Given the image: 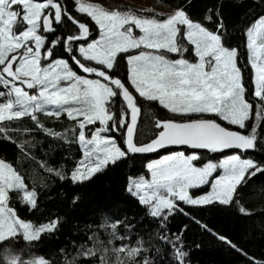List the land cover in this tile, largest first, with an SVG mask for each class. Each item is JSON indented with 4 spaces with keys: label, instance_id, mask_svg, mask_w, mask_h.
<instances>
[{
    "label": "snow or ice",
    "instance_id": "obj_1",
    "mask_svg": "<svg viewBox=\"0 0 264 264\" xmlns=\"http://www.w3.org/2000/svg\"><path fill=\"white\" fill-rule=\"evenodd\" d=\"M74 10L94 22L97 38L90 39L88 24L73 17L63 0H0V139L17 143L9 132L32 131L12 123L24 118L45 135L67 139V133L45 129L38 114L57 119L65 116L74 122L69 131L84 155L70 174L74 184L90 180L128 156L171 146L213 154L239 150L202 166L194 163L201 159L199 152H175L147 163L150 180L129 178L126 191L138 198L146 216L164 230L156 238L170 250L171 264H185L183 230L170 237L167 228L170 216L184 212L180 204L235 206L238 213L248 215L239 199L234 201V194L242 182L247 186L246 177L250 180L264 173V165L243 155L257 149V121H264V15L241 32L242 44L233 47L218 13L216 30L212 31L193 21L183 8L167 15L146 16L131 9L109 10L88 0H74ZM212 19L206 14V21ZM66 21L75 25V31L48 41L46 34L56 32L57 25L66 27ZM57 46L88 75L78 74L67 60L55 58L53 49ZM240 47L254 70L251 102L246 99L243 68L248 65L240 64ZM185 53L193 54L197 62L184 58ZM170 54L178 58L172 59ZM121 62L127 68L124 80L112 71L119 69ZM138 98L155 102L171 114L167 120L154 121L152 138L145 143L137 136L142 112ZM257 101L260 107L254 111ZM97 123L100 127L87 138L85 129ZM246 128L247 133L239 131ZM113 132L123 134V148L114 136L106 135ZM260 143L264 145V139ZM17 147L23 151V144ZM46 170L53 173L52 168ZM54 175L67 178L58 170ZM194 189H205V194L195 197ZM13 192L30 209L37 207L36 191H29L25 177L0 159V264H52L34 252L33 242L45 233H54L59 219L40 226L24 221L9 205ZM78 200L75 196L73 204ZM121 223H108L105 218L101 224L110 230L109 245L114 240L131 241V236L117 232ZM132 227L125 225V231L131 232ZM201 227L209 230L207 225ZM218 239L242 252L226 237ZM160 251L138 237L111 248L96 240L79 255L96 257L97 264H154L152 257ZM75 259L65 256L62 264H75Z\"/></svg>",
    "mask_w": 264,
    "mask_h": 264
},
{
    "label": "trees",
    "instance_id": "obj_2",
    "mask_svg": "<svg viewBox=\"0 0 264 264\" xmlns=\"http://www.w3.org/2000/svg\"><path fill=\"white\" fill-rule=\"evenodd\" d=\"M159 2L174 10L183 8L193 21L200 22L212 31L216 30L218 13L229 34L230 45L233 47L242 44L241 32L259 16L264 15V0H159ZM63 4L73 17L88 24L92 32L91 37H94L97 26L90 18L74 10V0H63ZM118 9L121 11L131 9L136 12L132 8L123 6ZM138 14L155 15V13ZM206 14L212 15L211 22L205 20ZM56 28V32L46 34L48 41H52L57 36L65 37L75 31V25L71 21H66L64 28L58 25ZM239 50L240 64L248 65L243 68V73L244 83L248 90L246 99L251 102L254 72L248 64V54L245 49L240 47ZM53 51L55 58L65 59L68 56V53L60 46L54 48ZM186 56L193 57V54L187 53ZM69 62L74 70H77L79 74H84L76 68L71 59ZM112 71L122 80L127 77L124 62H121L119 69ZM135 95L138 97V94ZM138 105L142 107V112L137 136L142 143H145L152 138L154 121L156 119L167 120L171 118V114L155 102H146L142 98H138ZM117 107L121 106L117 105ZM259 107L260 104L257 101L254 104V111H258ZM38 115L45 129L67 133V139L45 135L44 131L36 129L28 118L12 122L21 126V129L32 130L30 132H9L8 134L17 143L0 139V158L11 163L25 177V184L29 191L35 190L37 193L35 209H30V206L22 203L21 199H17L18 194L15 192L10 193L12 199L9 205L14 208L19 218L36 226L57 219L60 221L54 233H45L39 241L33 242L36 245L34 252L49 259L52 264H62L65 256L69 259L76 257L75 264H97L96 257L84 258L79 253L92 247L96 240L103 241L104 246L111 248L121 243L134 242L140 237L144 239L146 246L153 249L160 248V255L152 257L154 264H171L170 250L162 246L156 238L164 230L146 216L145 206L138 202V198L130 195L126 188L130 177H150L146 165L151 160L158 159L169 152L184 151L188 155L194 150L188 147L182 150L174 147L149 154L128 156L115 165H109L90 180L82 184H74L70 179V174L84 158L83 149L69 131L74 122L67 120L65 116L57 119L44 114ZM251 123V120L248 121L249 126ZM257 124L259 125L257 149L251 154L243 155L264 165V145L260 143V140L264 139V121H257ZM93 128L95 127L89 125L85 129L87 138L92 135ZM146 131L148 135L144 136L143 133ZM243 132L247 133L248 129L246 128ZM110 135L115 136L118 144L124 147L122 133L113 132ZM17 144H23V151L17 147ZM199 152L201 159L196 161L199 166L207 161L218 162L224 155L234 154L232 150H227L223 154H213L206 150ZM47 168H52L53 173H49ZM57 170L67 178L61 180L55 176L54 172ZM245 179L247 186H244V182L238 186L234 201L239 199L240 205L248 211V215L238 213L235 206H187L181 203L180 207L184 209V212H176L174 216L169 217L167 228L170 237L183 230L182 240L184 250L187 251L185 264H264V173H259L250 180L247 177ZM202 190L204 189L193 191V194L202 192ZM75 196H79V200L73 204ZM105 218L108 223L122 221L117 232L131 236V241L114 240L109 245L110 230L107 227H100ZM195 221L201 223L198 224ZM201 224L207 225L210 231L203 229ZM125 225L133 226L131 232L125 231ZM185 226H187L186 229ZM89 236H93V239L89 240ZM218 236L226 237L247 255L225 244L218 239ZM21 244L24 245L25 242ZM96 247L100 248L101 245L96 244Z\"/></svg>",
    "mask_w": 264,
    "mask_h": 264
},
{
    "label": "rangeland",
    "instance_id": "obj_3",
    "mask_svg": "<svg viewBox=\"0 0 264 264\" xmlns=\"http://www.w3.org/2000/svg\"><path fill=\"white\" fill-rule=\"evenodd\" d=\"M88 2H91V3H95V4H98V5L104 6L106 9H109V10H111V9H118L121 6L126 7V8H132V9H134L137 12V14L138 13H155V14L159 13V14H162V15H167V14H170V13H172L174 11V9H172L171 7L161 4L159 2V0H88ZM135 31H136V34H139L138 33V30H135ZM97 36H98V27H97V32H96L95 36L94 37H90V39L97 38ZM186 54L187 53H185L184 58L189 59L190 62H197V58H194V55H193V57H187ZM170 55H171V58L172 59L178 58L177 55H174V54H170ZM69 64H70V62H69ZM253 72H254V70H253ZM81 75L87 76L88 74H81ZM253 82H254V80H253ZM205 118H207V117H205ZM217 122H220V121H217ZM221 123H223V122H221ZM91 126H94L95 128L100 127V125L98 123L96 125H91ZM230 127L232 128V130H237L235 128V126H230ZM95 128H93V130ZM243 130H245V129H243ZM243 130H239V131H241L242 133H244ZM106 135H110V133L109 134H106ZM110 136H112V135H110ZM88 138L90 139L91 136L88 137ZM199 151L200 150H194L191 153H193V152H199ZM177 152H179V151H177ZM174 153L175 152H169L168 154H174ZM168 154H165V155H168ZM165 155H163V156H165ZM163 156H161L160 158H163ZM160 158H158V159H160ZM155 160H157V159L151 160L150 162H153ZM194 163L196 164V162H194ZM197 166H199V165H197ZM217 174H219V173H217ZM137 178H140V177H137ZM143 178L150 180V177L147 178V177L143 176ZM196 190H200V189L191 190L192 194H193V191H196ZM203 194H205V189L202 190V192H197L196 194H193V195L195 197H199L200 195H203Z\"/></svg>",
    "mask_w": 264,
    "mask_h": 264
},
{
    "label": "water",
    "instance_id": "obj_4",
    "mask_svg": "<svg viewBox=\"0 0 264 264\" xmlns=\"http://www.w3.org/2000/svg\"><path fill=\"white\" fill-rule=\"evenodd\" d=\"M174 147H175V148H179V149L182 150V149H184V148L187 147V146H171V147H169V148H174ZM232 151H233L234 153H237V154L239 153V150H232ZM252 152H253V151L250 150L249 152L244 153V154H251Z\"/></svg>",
    "mask_w": 264,
    "mask_h": 264
},
{
    "label": "flooded vegetation",
    "instance_id": "obj_5",
    "mask_svg": "<svg viewBox=\"0 0 264 264\" xmlns=\"http://www.w3.org/2000/svg\"><path fill=\"white\" fill-rule=\"evenodd\" d=\"M65 59L69 61V59H70V56H69V54H68L67 58H65Z\"/></svg>",
    "mask_w": 264,
    "mask_h": 264
},
{
    "label": "crops",
    "instance_id": "obj_6",
    "mask_svg": "<svg viewBox=\"0 0 264 264\" xmlns=\"http://www.w3.org/2000/svg\"><path fill=\"white\" fill-rule=\"evenodd\" d=\"M170 7V6H169ZM172 8V7H171ZM173 9V8H172Z\"/></svg>",
    "mask_w": 264,
    "mask_h": 264
}]
</instances>
